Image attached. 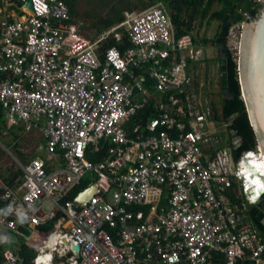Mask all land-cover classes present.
<instances>
[{"label":"built area","instance_id":"2783aa9c","mask_svg":"<svg viewBox=\"0 0 264 264\" xmlns=\"http://www.w3.org/2000/svg\"><path fill=\"white\" fill-rule=\"evenodd\" d=\"M25 2L0 24L2 131L14 129V145L34 132L42 142L26 164L17 153L11 184L0 177V264H27L22 245L33 264H264L250 216L264 153L237 160L228 124L218 129L211 100L191 90L196 29L177 37L158 3L91 40L66 0H32V12ZM112 35L123 50L104 47ZM148 106L157 116L129 128Z\"/></svg>","mask_w":264,"mask_h":264},{"label":"trees","instance_id":"16d2710c","mask_svg":"<svg viewBox=\"0 0 264 264\" xmlns=\"http://www.w3.org/2000/svg\"><path fill=\"white\" fill-rule=\"evenodd\" d=\"M77 1L78 0H66L71 14V20L69 23H77L76 16H78L77 12ZM165 7L168 9L172 21L174 25H177L176 33L177 37H181L195 30V24H186L184 26V21L182 17L184 14L191 13L199 14L202 19H206L209 17V20H217L220 22V30L216 37L213 40H209L206 38L203 43H215L216 45L222 43L227 46L226 56L222 57L220 55V61L222 63V73L224 74L221 78V87L223 90H228L229 94L234 96L233 99H226L224 96V100L221 106V112L219 113L216 106L212 103V107L215 113V119L219 122H223L228 124L229 134L231 136L232 148L234 155L237 160L240 159L241 155L244 152L255 150L257 147V142L255 138V134L251 128L250 121L246 112L245 103L241 96V87L238 79V65L233 56L232 51L228 48V36L231 31L232 25L235 21L240 20L245 15L248 18H252L256 16L262 3L260 0H166L169 4L164 2ZM216 1H220L222 3V7L211 13V9ZM112 3L109 12L98 19V21L93 25L96 29L94 38L102 35L105 31H109V29L121 24L125 20V12L140 10L139 7L134 5L132 2L128 0H110ZM21 4L22 0H6V5L8 4V8L11 10H17L16 4ZM158 4V3H157ZM141 5V3L139 4ZM154 6V5H153ZM152 6H148L147 8L141 9L140 11L146 10ZM174 16L176 19L174 20ZM176 27V26H175ZM120 32H124V41L127 42V32L125 29L121 28ZM1 35V28H0ZM194 40L197 41V36H193ZM117 46L121 50L124 49V45L122 43L117 42L114 36L108 37L104 42V47ZM103 59V58H102ZM194 60L188 59V67H187V77L190 79L191 83V69L192 72L195 71L197 65L194 63V67L191 65ZM191 64V65H190ZM195 73V72H194ZM192 84V83H191ZM195 87H193L196 91L200 90V83L195 82ZM157 111L153 109V106H148L144 110L140 111L138 115L131 118L130 123L128 124L129 128H133L135 123H147L152 118L157 116ZM3 108L0 104V139L3 134L4 129V121H3ZM10 136L12 141H17L21 139L14 131V129L10 130ZM18 147H20L19 142L16 143ZM19 152V151H18ZM103 150L97 154H88V158L91 160H100L104 156ZM19 154L22 156L21 152ZM21 173L11 175L10 177H5L1 175V178L8 184H11L14 179ZM82 188V185L77 187L75 192ZM74 192V193H75ZM250 216L253 221V224L259 229L261 234L264 236V198L257 205L250 209ZM51 226L45 227L46 230H49ZM12 248L18 249V246L15 244L11 245ZM20 254L25 258L27 264H33V258L36 255V252L33 249L28 248L26 245H22L19 250ZM215 257L218 259L224 260V256L220 254H215Z\"/></svg>","mask_w":264,"mask_h":264},{"label":"rangeland","instance_id":"374dc122","mask_svg":"<svg viewBox=\"0 0 264 264\" xmlns=\"http://www.w3.org/2000/svg\"><path fill=\"white\" fill-rule=\"evenodd\" d=\"M132 2L135 6L137 5L138 9H144L148 6L156 5L157 1L159 0H128ZM141 5H139L140 3ZM160 2H164L169 4L166 0H162ZM113 3V2H112ZM110 0H78L77 1V12L78 16H76L77 23L82 24L80 31L81 33L89 38L93 39L94 33L96 29L93 25L98 21L100 17L107 14L109 9L112 5ZM100 15V17H98ZM176 16H174V20ZM249 18L245 15L238 21H235L232 25L231 31L228 36V48L232 51L233 56L236 62L239 61L240 55V48L242 42V34L244 29V21H247ZM184 21V26L186 24H195L197 27L194 35L197 36L198 45L201 46L203 52L199 55V59L196 61L198 62L195 68V73L192 72L191 69V90L198 94L199 92L196 91L193 87H195V82L200 83V92L202 97L210 99L211 103H213L218 112H221V106L224 100V96L222 94V87H221V75H222V63L220 61V52L219 48L215 43H203L202 40L206 38H210L209 40H213L220 30L221 24L218 22H211L209 17L206 19H202L199 14L191 13L184 14L182 17ZM118 26V25H117ZM175 29L177 25L175 24ZM116 27V26H115ZM113 27V28H115ZM112 29V28H111ZM110 30V29H109ZM108 31V30H107ZM105 31L103 34H105ZM102 35L94 38V40L98 39ZM200 48V49H201ZM217 128L221 131H225L227 127L225 126L224 121L217 123ZM224 137L228 138V132H225ZM10 133L5 135L2 134L0 139V177H10L20 171V166L16 162V158L18 151L21 152L22 156L19 158L22 163H25V157L23 152H27L31 155H36L37 151L39 150V145L42 142V138L40 137L39 132H34L30 136H27L25 140H22L20 147L14 145ZM32 145H31V144ZM30 160V158H28Z\"/></svg>","mask_w":264,"mask_h":264},{"label":"water","instance_id":"95a60500","mask_svg":"<svg viewBox=\"0 0 264 264\" xmlns=\"http://www.w3.org/2000/svg\"><path fill=\"white\" fill-rule=\"evenodd\" d=\"M260 1L262 6L256 16L244 21L240 67L237 63V70L241 96L245 103L250 125L255 134L257 146L264 153L262 148V145L264 147V0ZM25 9L30 10V12L33 11L32 0H26ZM217 46L220 55L226 56L227 46L222 43ZM223 75L222 73V77ZM222 94L226 96V99H233L234 97L229 94L228 90H223Z\"/></svg>","mask_w":264,"mask_h":264},{"label":"crops","instance_id":"0c3cea01","mask_svg":"<svg viewBox=\"0 0 264 264\" xmlns=\"http://www.w3.org/2000/svg\"><path fill=\"white\" fill-rule=\"evenodd\" d=\"M13 16H14V10H11V9H9L8 8V4L6 5V3L5 4H3V5H1L0 4V24H1V22L3 21V20H5V19H12L13 18ZM211 22H218V23H220L219 21H217V20H210ZM197 27H200V25H198ZM196 27V28H197ZM195 28V29H196ZM210 39V38H209ZM220 52V51H219ZM194 61H196V60H194ZM194 63L195 64H197L198 62L196 61V62H193V64L191 65V67L193 68L194 66ZM187 71V70H186Z\"/></svg>","mask_w":264,"mask_h":264},{"label":"bare ground","instance_id":"6f19581e","mask_svg":"<svg viewBox=\"0 0 264 264\" xmlns=\"http://www.w3.org/2000/svg\"><path fill=\"white\" fill-rule=\"evenodd\" d=\"M25 11L30 12V10H27V9H25ZM241 50H242V47H241ZM241 50H240V55H239V61L237 62L239 67H240V59H241ZM240 73H241V68H240ZM262 148L264 150L263 145H262ZM94 190H95V188H92L90 191H87L85 194L82 195L81 199L84 200V199L88 198L92 194V192H94ZM40 264H50V263H48V261H45L44 263H40Z\"/></svg>","mask_w":264,"mask_h":264},{"label":"flooded vegetation","instance_id":"af4514ba","mask_svg":"<svg viewBox=\"0 0 264 264\" xmlns=\"http://www.w3.org/2000/svg\"><path fill=\"white\" fill-rule=\"evenodd\" d=\"M221 78H222V75H221ZM221 83H222V81H221ZM222 91H223V89H222Z\"/></svg>","mask_w":264,"mask_h":264}]
</instances>
